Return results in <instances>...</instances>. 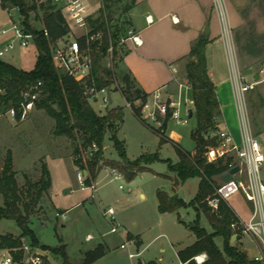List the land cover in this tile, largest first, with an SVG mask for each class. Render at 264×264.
<instances>
[{"label": "rangeland", "instance_id": "rangeland-1", "mask_svg": "<svg viewBox=\"0 0 264 264\" xmlns=\"http://www.w3.org/2000/svg\"><path fill=\"white\" fill-rule=\"evenodd\" d=\"M35 1L26 0L30 4ZM40 2L44 0H39ZM91 3L93 9L99 8V0H91ZM97 13L98 11L95 12V16ZM43 18L42 11L32 12L29 23L41 29ZM12 22L20 27L23 24V17L16 10L4 9L0 2V49L15 37L13 32L7 34L2 32V29L11 27ZM37 55L35 43L31 42L27 48L17 44L15 50L1 59L12 62L13 57L17 56L19 62L13 64L20 69L30 71L35 66ZM103 62L107 68L113 70V76L115 75L120 82L119 72L115 71V67L118 66L117 61L108 56ZM186 62L187 60L178 72L173 89L175 92H178L179 83L190 86L186 78ZM247 82L250 83V80ZM163 92L165 93L164 89ZM112 99L113 104L110 105V109L124 108V121L117 134L123 144V150L107 139L100 165L106 166L108 161L123 163L127 160L133 163L141 160L140 167L145 169L137 171L134 177H128L127 172L118 167L123 176L115 180L111 169L104 167L97 177L96 202H93V205L90 204L92 199L88 200L92 191L83 190L77 179L78 169L74 164L73 141L67 137L54 135L55 122L45 111L34 108L27 118L17 122L19 124L16 126L11 117L6 114L0 119V169L3 168L8 154L11 153L13 170L16 171V178L22 189L26 187V180L37 182L40 179L42 163L47 165L50 172L51 195L42 201L43 208L40 214L30 219V228L38 240V245H33L28 236L23 239L24 245L28 246L31 252L40 254L43 264H63L61 255L55 254L51 249L43 250V247L64 246L71 263L77 264L84 260L88 251L104 242L108 244L111 251L92 264H138L139 261L181 264L179 252L191 246L196 240L193 232L188 230V225L198 220L201 228L208 233L213 232L203 210L199 212V219L198 212L193 206L179 207L164 213L159 210V191L167 193L169 198L175 196L176 199L186 203L191 202L198 194L200 177L188 179L176 190L172 182L165 177L173 175L167 161L173 163L179 161L177 145L187 152L195 149V142L191 138V132L196 127L195 117L190 118L186 125H177L172 121L167 130L166 126L157 128L156 131L160 130L164 133L163 141L162 137L151 128L153 124L150 120H141L126 106L125 96L121 92L112 90ZM91 104L98 114L107 112L101 111L98 103ZM140 104L141 102L137 101L135 106ZM182 114L185 116L186 111L183 110ZM249 117L253 123L250 113ZM255 131L254 129V133ZM154 155H157V159L146 160ZM261 171L264 176V166ZM229 201L240 217L247 218L249 202L242 194L233 196ZM227 204L229 205V202ZM109 205L116 209L117 221L126 230L121 227L119 233L111 232V226L103 215L105 207L108 208ZM2 206H4V196L0 192V207ZM57 213L64 214L65 217L57 216ZM128 231L141 236L143 243L140 248L135 243V245H129L128 250L121 249V244L129 241ZM0 234L20 236L22 229L15 220L2 219ZM89 234L94 237L92 241L87 239ZM248 241L250 242L247 237L245 243L249 247ZM216 242L222 249L223 238L217 237ZM2 251L0 249V259ZM129 251L140 253V255L131 260L128 258ZM251 251L256 253L255 249ZM198 256L195 257L197 263ZM16 262L22 264L24 255L20 261Z\"/></svg>", "mask_w": 264, "mask_h": 264}, {"label": "trees", "instance_id": "trees-1", "mask_svg": "<svg viewBox=\"0 0 264 264\" xmlns=\"http://www.w3.org/2000/svg\"><path fill=\"white\" fill-rule=\"evenodd\" d=\"M102 4L93 21L95 26L103 31L104 36L103 46L96 54L93 76L98 88L109 86L112 82L114 72L103 62L111 38L114 45L113 59L118 65L115 71L119 72L122 93L132 104L135 115L141 118V106H135V103L137 101L145 103L149 94L140 88L132 74L124 68L123 59L127 48L119 45L121 36L126 32V25L129 24L127 14L135 7L136 0H102ZM1 5L8 10L18 8L23 17L21 27L27 32L40 33V35L35 40L38 55L32 70L20 69L0 58V114H7L11 109H15L17 122H20L22 115L20 105L24 92L28 90L32 93L38 92L35 109L45 111L54 120L55 136L67 137L73 141L74 164L77 169L88 172L87 184L90 185L103 167L100 161L103 158L106 140L109 139L114 146L123 150V144L117 134L124 121V108L115 107L104 115L98 114L86 96L84 86L58 69L52 57L53 45L68 33L65 20L59 11H56L49 3H39V0L31 4L26 0H1ZM39 10L44 13L41 29H46L48 36L43 33V30L29 23L31 13ZM209 42L207 35L200 36L193 44L185 64L186 78L195 101L193 117L196 119V127L191 132V138L195 142V152L192 154L177 145L179 161L177 163L167 161L169 170L176 174V183L200 177L199 191L189 203L176 198L170 203L169 195L159 191V210L164 213L179 207L193 206L198 212V219L200 210H203L213 228V232L208 233L199 226L198 220L188 225L197 240L179 252L183 264H263L249 257L236 244L231 243L233 234L230 224L236 218L232 208L226 202H221L219 210L213 211L206 203L207 198L213 195L220 185L214 177H223L228 169V162L219 160L210 163L205 155L208 147L216 144L213 134L219 128L217 117L221 113L216 86L209 75L206 57V47ZM40 82L41 87L36 89ZM157 133L164 141V133L160 130ZM93 144L97 145V151L93 158L84 160L82 151L88 150ZM155 159L157 155L148 157L146 160ZM140 161L133 163L127 160L123 163L108 161L106 166L113 169L120 167L127 172L128 177H134L137 171L145 169L140 167ZM41 173V178L37 182L26 180V187L22 189L18 184L16 171L13 170L11 153L8 154L3 168L0 169V192L4 196V206L0 207V221L15 220L22 229L20 236L0 234V249H8L16 261L23 258V239L26 236L31 238L33 245H38V240L30 228V219L40 214L43 208L42 201L49 196L51 176L45 163L41 165ZM218 236L224 241L222 249L215 241ZM49 249L62 256L63 264H72L64 246L43 247V250ZM105 253L106 248L99 245L94 250L88 251L84 260L77 264H92L102 258ZM200 254H206L207 258L204 262L197 263L195 257Z\"/></svg>", "mask_w": 264, "mask_h": 264}, {"label": "crops", "instance_id": "crops-1", "mask_svg": "<svg viewBox=\"0 0 264 264\" xmlns=\"http://www.w3.org/2000/svg\"><path fill=\"white\" fill-rule=\"evenodd\" d=\"M147 17H150V22L147 21ZM127 18L130 26L141 36L143 45L140 47L131 43L127 45V53L123 59L124 68L132 74L140 88L147 94L157 89L176 94L173 89L181 66L190 55L193 44L200 36L207 35L210 41L206 47L209 75L216 86L220 102L218 126L229 130L237 141H241L242 108H245L247 116L249 113L252 116L251 126L256 130L255 135L264 150V0H136V5L127 14ZM7 62L18 63L19 58L15 56L12 62ZM239 77L246 83L250 80L254 87L244 94L240 93L237 82ZM3 115L0 114V119ZM140 119L143 120L144 117ZM248 119L250 120V117ZM170 122L172 121L166 122V130ZM14 124L16 126L19 123L14 121ZM152 124L151 128L157 132L156 125L153 122ZM194 152L195 149L190 153ZM104 167L110 168L103 166L102 169ZM171 174L173 175L165 177L172 182L176 190L184 182L176 183V174L173 172ZM214 179L218 185L224 181L223 177L219 176ZM51 189L52 183L49 195ZM96 193L97 191L92 192L88 197V200L92 199L91 205L96 202ZM141 197L143 198V195ZM174 199L175 196L172 201ZM229 205L238 214L230 201ZM110 206L113 207L112 205L108 207ZM247 209L248 218L252 209L250 203L247 204ZM121 226L126 230L123 225ZM188 230L193 232L189 227ZM127 237L129 241L135 240L137 247L142 246L141 236L128 231ZM247 237L250 240L249 247L245 243ZM93 238L92 236L89 241ZM231 243L236 244L251 258L261 254V245L249 236L233 234ZM99 245L106 248L105 256L111 251L106 242ZM251 249H255L256 253ZM25 260L24 254V262ZM139 263L147 264L141 261Z\"/></svg>", "mask_w": 264, "mask_h": 264}, {"label": "built area", "instance_id": "built-area-1", "mask_svg": "<svg viewBox=\"0 0 264 264\" xmlns=\"http://www.w3.org/2000/svg\"><path fill=\"white\" fill-rule=\"evenodd\" d=\"M44 2L49 3L62 14L68 28V33L53 45L52 57L54 63L61 72L74 78L84 86L85 94L91 103H98L101 111L108 112L110 105L113 104L112 90L122 93V84L114 75L109 86L98 88L96 79L93 76L96 54L101 50L104 42L103 31L98 29L93 22L95 12L103 6L102 0H99L100 4L99 8H96L97 10L93 9L91 0H44ZM13 10L20 11L18 8ZM147 21H151L150 17H147ZM40 30H43V33L48 36L46 29ZM2 32L4 34L13 32L15 37L0 49V58L15 50L17 44L22 48H27L31 42L35 43L36 38L40 35V33L25 31L15 22H12L11 27L2 29ZM130 43L140 47L143 45V40L128 24L126 25L125 34L120 38L119 45L127 47ZM113 51L114 45L110 38L106 57L110 56L113 59ZM237 82L238 91L242 94L254 87L253 83H246L240 77ZM41 85V82L38 83L36 89ZM38 95V92L32 93L30 90L24 92L23 101L20 105L22 111L20 122L24 121L35 108ZM125 101L126 106L133 110L132 104L126 99ZM139 106H141V117L152 121L156 128H162L167 121H174L180 125L188 124L190 112L194 113L195 101L191 95V87L179 83L176 94L164 93L162 89H157L149 94L145 103H141ZM183 110L186 111L185 116L182 114ZM106 113L101 112V115ZM7 114L17 122L15 109H11ZM242 114L241 141H237L229 130L218 128L213 134V137L216 138V144L209 146L206 151L205 155L208 162L214 163L219 160L228 162L226 172L235 166H239V171L233 175V178L227 182L223 181L215 189L214 194L207 198L206 203L213 211H218L221 202L228 203L233 196L238 194L244 196L246 201L251 204V214L248 218H242L235 213L236 218L230 224V229L233 234L249 236L261 245V254L253 257V259L264 264V176L261 171L264 165V150L253 131L245 108H242ZM97 149V145L93 144L88 150L82 151V158L90 160ZM111 172L115 180H119L123 176L116 168H112ZM87 178L88 172L78 169L77 179L82 189H89L95 193L97 191L96 181L88 185ZM56 215L65 217L64 214L57 213ZM103 215L111 226V232L119 233L122 226L117 221L115 208L108 207L104 210ZM87 239H92V236H87ZM129 245H135V242L133 240L126 241L121 244V248L128 249ZM23 251L26 255L23 264H43L40 254L31 252L28 246L24 245ZM128 256L132 259L138 257L139 254L129 251ZM206 258L207 255L202 254L196 259L198 263H202ZM0 264H17V262L10 251L3 250Z\"/></svg>", "mask_w": 264, "mask_h": 264}, {"label": "water", "instance_id": "water-1", "mask_svg": "<svg viewBox=\"0 0 264 264\" xmlns=\"http://www.w3.org/2000/svg\"><path fill=\"white\" fill-rule=\"evenodd\" d=\"M189 117H190V118L193 117V112H192V111L190 112V116H189ZM238 171H239V166H235V167H233L232 169H230L228 172H226V173L223 175V179H224V181H225V182L230 181V180L233 178V175H234L235 173H237ZM172 199H173V197H170V201H172ZM233 240H235V238H234Z\"/></svg>", "mask_w": 264, "mask_h": 264}]
</instances>
